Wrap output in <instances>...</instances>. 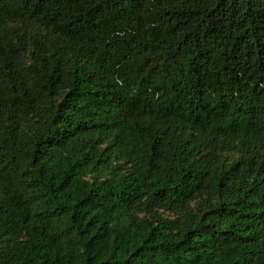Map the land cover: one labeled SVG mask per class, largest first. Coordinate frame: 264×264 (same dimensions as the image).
<instances>
[{
	"label": "trees",
	"instance_id": "obj_1",
	"mask_svg": "<svg viewBox=\"0 0 264 264\" xmlns=\"http://www.w3.org/2000/svg\"><path fill=\"white\" fill-rule=\"evenodd\" d=\"M0 264H264V0H0Z\"/></svg>",
	"mask_w": 264,
	"mask_h": 264
}]
</instances>
